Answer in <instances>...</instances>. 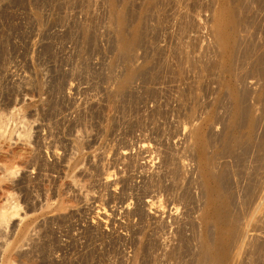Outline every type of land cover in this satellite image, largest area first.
<instances>
[{
    "label": "rangeland",
    "instance_id": "rangeland-1",
    "mask_svg": "<svg viewBox=\"0 0 264 264\" xmlns=\"http://www.w3.org/2000/svg\"><path fill=\"white\" fill-rule=\"evenodd\" d=\"M111 1L0 0V149L6 150V209H18L6 225V243L20 247L14 245L22 244V231L28 239L6 251L8 264L193 262L195 251H177L181 237L194 248L204 206L187 130L214 111L213 135L206 134L220 139L230 112L209 37L213 2L113 0L126 15L118 26ZM136 28L138 42L119 54V34L130 39ZM132 69L141 74L117 94ZM253 77L245 81H259ZM257 83L245 90L263 99L255 106L258 99L247 93V103L264 117V83ZM168 158L186 165L180 173L187 181L167 171Z\"/></svg>",
    "mask_w": 264,
    "mask_h": 264
},
{
    "label": "bare ground",
    "instance_id": "bare-ground-1",
    "mask_svg": "<svg viewBox=\"0 0 264 264\" xmlns=\"http://www.w3.org/2000/svg\"><path fill=\"white\" fill-rule=\"evenodd\" d=\"M210 1L213 3H211ZM114 2L115 1H113V0L110 2V5H109L110 9L109 10L111 11L112 14H114V17L117 20L118 26H123V24L126 21L125 12L122 9H118ZM210 3H211V5L212 4L213 5L209 6L212 9L210 8V10H211L210 11L211 12L210 13L211 14L210 15L211 21L209 19V21H210V26H209L210 34L209 33L208 34H209V37L212 36V38H211V39H213L212 46L214 45L213 48L215 47V49L217 51V55L219 57L218 63L215 64L217 69L215 67L214 68L217 70V72H219V74L221 73L220 75H222L221 77H223L222 83L220 82L222 79L221 80L219 79L220 80L219 82L221 83V90L223 92L225 91V94L227 95V97L229 99L228 100L229 104H227L230 106V108L228 109L230 111V112H228L229 119L226 117L229 122H228V126L225 125L227 127L226 132L223 133L222 131H220L223 134H222V137L220 139L217 137L218 141L216 140L215 134L213 136L215 138L214 140H213V138L210 137V135H213V133H210V131L211 132L213 131V129H212L213 127H211L212 123H210V122L213 119V117L215 116L214 111H211V114H209L208 117L205 119V121L201 124H196V122H195L194 123L195 125H192L191 121L189 122L191 124V125L189 124L190 125L189 130H187L189 133V136H188V134L186 136L190 139H189L188 143L186 142L188 144L186 146L187 147L189 146L188 147L189 151H191L188 153L189 154L191 153V155L194 153L197 157V168H198L197 170H198L199 177H200L199 178V186L200 187L199 186L198 187L200 188V190H201L200 192L202 193V196H203L202 200H204V202H203L204 206L201 207L202 211L199 210L201 213L200 214L198 213L199 215H198V221H197L198 222L197 223V225H198L197 229H199V230H197V231H199V234H197V232H196L197 242L195 241L196 244H195L194 248L192 247L193 249H191V248L189 249L190 245L187 246V244H188V243H186L187 240L184 237H181L183 239L182 240L183 243L181 241H180V243H181V245L183 244V246H181L183 248L182 249L180 248V250H177V251H181V250H183V251H189V250L195 251L196 253L194 252L195 254H194V259H193L192 264H264V117L258 115L260 113L259 112L260 108H258L259 106L255 107L257 104L259 105L258 102L261 103L262 100L260 101L259 99H263V98L261 97V95L258 91H256L258 93V95H256V92H255V94L251 92L253 94V96L250 95L251 98L252 97H256V98H254V99L250 98V99L254 100V101H257L256 99H258L255 106H252L253 102L251 103L249 101V99H248V101L252 105L249 102L247 103V97H250L248 95L251 93L246 92V90H245V89H247L246 86H248V85H245L246 82H248V81H245V78H247L249 75H250V77L251 76L253 77V74H254V76H256L259 79V81H257V82H263L264 83V0H209V4ZM242 29L245 31V33L247 30L248 33H246V34H248V35H243V37H242V34H243V33H241V32H243ZM249 31H251V32L254 31V32L260 33L262 37L261 38L260 37L258 38L257 36L255 37L254 34L252 36H250ZM254 37L257 38L259 41L262 40L263 43L262 42L261 43L259 42L258 44L256 42L254 43V40L257 41ZM247 39L249 41H247ZM138 40H139V33H138L137 28L131 33L130 39L126 38L122 33H120L118 36V40H117L118 41V52H119V54H121L123 56L129 54V51H131L132 44L137 43ZM243 40H246V41H243ZM217 55H216V57H217ZM199 59H200V57H199ZM203 60H204V58H203ZM246 60L249 63L253 62L252 63L253 66H251L252 67L251 69H253V71L248 70V69H250V66H249V64H247ZM243 62H244V65H243ZM195 63H196V61H195ZM242 65L244 67L245 66L249 67L247 69H243V70L247 71V73H245L246 75L249 74L247 77L246 76L244 77V80H243V75H245V74H243V72H242V69H241ZM239 67H240V69H239ZM200 68H201V66H200ZM143 70H145V69H143ZM216 70H215V72H216ZM141 71L135 70V69L128 71L125 78L122 79V81L117 86V94H124L127 90H129V85H131V82L133 81V79H135V77L137 75L141 74ZM248 71H250V72H248ZM256 77H255V79H256ZM247 79L250 80L252 78H250V79L247 78ZM258 79H256V80H258ZM252 81L253 80H251V83L248 82V84H249L248 87L250 90H251L250 84H251V86L254 85V87L256 86L255 84H258V85L261 84V83H257V82L255 83V81H254L255 84H253ZM220 83H219V85H220ZM243 85H245V87ZM258 88H260V87L258 86ZM263 88H264V86H263ZM249 89H247V91H250ZM252 90H253V88H252ZM217 91H218V89H217ZM259 91H260V89H259ZM247 93H249V94H247ZM226 95H224V96H226ZM219 97H221V96H219ZM219 97L216 96V98H219ZM217 100H218L217 102L219 103L220 99H217ZM215 101H216V99H215ZM217 102H215V103L218 105ZM215 103H214V105H215ZM248 104L251 106H249ZM213 107L216 108L215 106H213ZM223 108L226 109L225 107H223ZM257 108L259 109L258 114L256 111ZM205 111H206V109H205ZM215 112H217V111H215ZM200 116H201V114H200ZM193 119H194V116H193ZM198 119H199V117H198ZM186 125H188V124H186ZM185 128H186V126H185ZM208 129H209L210 135L207 133L208 134V136H207L206 132H208ZM259 129H261V133H259L260 132ZM217 130H219V129H217ZM184 131H183V134H184ZM214 131H216V130H214ZM0 132H1V130H0ZM217 132H219V131H217ZM183 136H184L183 138H185V135H183ZM183 140H185V139H183ZM219 140H220V143H219ZM4 141H5V139H4ZM213 142H216L215 144L218 146H215V144ZM184 148H186V147H184ZM188 148L186 149V152H187ZM4 149H5V147H4ZM4 149L3 150L0 149V264H8V263H6V251H18L17 249L20 248L21 245H23V243L28 240L26 232L24 233L22 231L20 234V238H19L20 241H22V244L18 245L16 243L17 245H14L16 247L17 246H20V247H18L17 249L16 248L10 249L8 247L10 245V243H9V245H7L8 242L6 243V237H7L6 225H8L11 215L15 216V214H17V212H14V210L17 206H16V204L14 207L12 205L13 208L11 207V209H12L13 213L11 211V213L8 214V212H10L9 211L10 208L6 209V171L7 170H6V150L4 151ZM178 150H179V148H178ZM174 151L176 152V150H174ZM184 153H185V151H184ZM188 153H185V154H188ZM53 154H55V153H53ZM15 155H16V153H15ZM248 155H250V158H247V157H249ZM159 157H160V155H159ZM172 157L174 158V156H172ZM179 157H177V158H179ZM28 158H29V156H28ZM173 158H170V159L168 158V160H166L167 166H166V164H164V165L166 167H168L167 171H169V170L171 171L170 174L171 173L173 174L176 172H177V174H179L180 171H182L185 168L184 166H186V165H183V164L179 165L177 163V161L179 159H173ZM24 159H26V158H24ZM174 160H176V162H174ZM183 161H182V163H185L187 160H185V162H183ZM26 162H28V161H26ZM162 163H164V162H162ZM194 163H196V162H194ZM195 167H196V164H195ZM194 170H196V169H194ZM184 171H187V170L184 169ZM163 172L165 173L166 171L164 170ZM12 173H14V172L11 171L10 174H12ZM152 173H153V170H151V174ZM182 173H180V174L182 175ZM152 175H154V174H152ZM157 175L159 176V174H157ZM174 175H172V176H174ZM186 175H188V174H186ZM9 176H11V175H9ZM182 176H183L182 178H185L186 177L185 173ZM146 177H148V176H146ZM175 178H176V176H175ZM186 178H185V180H186ZM155 179H156V177H155ZM162 179H163V177H162ZM184 182L185 181H183L182 183H184ZM151 183H153V182L151 181ZM185 183H187V182H185ZM195 183L198 184V182H195ZM190 184H191V182H190ZM173 185H176V184H173ZM183 185H181L180 187H182ZM185 185H187V184H185ZM176 186H178V184ZM148 188H149V186H148ZM159 188H161V187L159 186ZM142 189H144V188H142ZM154 191H155V189H154ZM159 191L157 193H159ZM167 192L170 193V190ZM172 192H173V190H172ZM174 192H176V191L174 190ZM182 193H184V192H182ZM190 194H191V192H190ZM181 197L183 198V196H181ZM190 197H191V195H190ZM197 200H199V199H197ZM202 200H201V202H202ZM147 202L148 201H146V204H147ZM151 203H153V202H149V204H147V206H149ZM152 205H151V208H152ZM6 210H7V212H6ZM137 210H139V209H137ZM140 210H142V209H140ZM177 210H176V212H177ZM103 211H105V210H103ZM150 212L151 211H149V213ZM104 213L105 212H103V214ZM142 213H143V211H142ZM105 215H106V213H105ZM172 215H171V219H172ZM174 215L176 216V214H174ZM14 216H12V218ZM29 216H27V217H29ZM149 217H151V216H149ZM169 218H170V216H169ZM196 219H197V216L195 218V221H196ZM23 220H25V218H23ZM156 221H157V219H156ZM195 221H193V224ZM159 222H160V219H159V221H157V224ZM10 224H11V222H10ZM195 224H196V222H195ZM174 225H176V223ZM187 225H188V223H187ZM28 226H29V224H28ZM178 228H179V226H178ZM28 230H29V228H28ZM18 231L20 232V230H18ZM18 231H17V233H19ZM29 231H31V230H29ZM182 231H184V230H182ZM15 233L14 234L11 233V234L15 236ZM29 234H31V233H29ZM182 236H183V234H182ZM29 240H30V238H29ZM184 240H186V241H184ZM20 241H18V243H21ZM24 244H26V243H24ZM6 245H7V247H6ZM179 247H180V245H179ZM23 248H24V246H23ZM169 248H171V247H169ZM172 248H174V247H172ZM176 249L177 248H175V250ZM20 250L22 251V249H20ZM175 250H172V251H175ZM244 256L246 259L244 258ZM243 258H244V260H243ZM7 262H9V264H10V261H7Z\"/></svg>",
    "mask_w": 264,
    "mask_h": 264
}]
</instances>
